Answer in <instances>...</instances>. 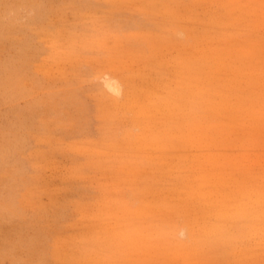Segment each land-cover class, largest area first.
Segmentation results:
<instances>
[{
    "label": "rangeland",
    "instance_id": "374dc122",
    "mask_svg": "<svg viewBox=\"0 0 264 264\" xmlns=\"http://www.w3.org/2000/svg\"><path fill=\"white\" fill-rule=\"evenodd\" d=\"M0 264H264V0H0Z\"/></svg>",
    "mask_w": 264,
    "mask_h": 264
},
{
    "label": "bare ground",
    "instance_id": "6f19581e",
    "mask_svg": "<svg viewBox=\"0 0 264 264\" xmlns=\"http://www.w3.org/2000/svg\"><path fill=\"white\" fill-rule=\"evenodd\" d=\"M182 2V1H181ZM141 3V2H140ZM184 23V22H183ZM215 25V24H214ZM163 27V26H162ZM148 30V29H147ZM111 32V31H110ZM142 35V34H141ZM202 35V34H201ZM200 35V36H201ZM174 36V35H173ZM192 36V35H191ZM147 38V37H146ZM145 40V39H144ZM153 40V39H152ZM147 43V42H146ZM168 43V42H167ZM117 47V46H116ZM123 48V47H122ZM126 49V48H125ZM130 51V50H129ZM152 52V51H151ZM107 53V52H106ZM189 54V53H188ZM86 58V57H85ZM193 58V57H192ZM116 60V59H115ZM186 62V61H185ZM197 62V61H196ZM179 68V67H178ZM120 69V68H119ZM90 71V70H89ZM114 71V70H113ZM179 73V72H178ZM108 75V74H107ZM105 76V75H104ZM108 77V76H107ZM111 77V76H110ZM113 77V76H112ZM115 77V76H114ZM205 77V76H204ZM102 79H104V78H102ZM111 79V78H110ZM111 81H112V79H111ZM125 81V80H124ZM192 82V81H191ZM180 83V82H179ZM118 85V84H117ZM166 85V84H165ZM169 85V84H168ZM105 86L107 87V89L108 90H110V91H116V88H115V86L113 85V84H111L110 82H105ZM121 87V86H120ZM192 88V87H191ZM203 88V87H202ZM121 89V88H120ZM123 89V88H122ZM198 89V88H197ZM121 91H123V90H121ZM120 91V92H121ZM193 91V90H192ZM248 92V91H247ZM256 93V92H255ZM104 94V93H103ZM120 95V94H119ZM163 98V97H162ZM164 99V98H163ZM158 100V99H157ZM248 100V99H247ZM188 103H189V101H187ZM190 104V103H189ZM204 104H205V102H204ZM197 106V105H196ZM211 106V105H210ZM247 106V105H246ZM126 108V107H125ZM118 110V109H117ZM195 110V109H194ZM215 110V109H214ZM182 111H184V110H182ZM147 112V111H146ZM217 112V111H216ZM169 113V112H168ZM179 113V112H178ZM177 114V113H176ZM174 116V115H173ZM181 116V115H180ZM257 116V115H256ZM175 117V116H174ZM173 117V118H174ZM183 117V116H182ZM192 117V116H191ZM180 118V117H179ZM189 118V117H188ZM181 119V118H180ZM166 120H167V117H166ZM172 120V119H171ZM174 120V119H173ZM183 120V119H182ZM168 121H169V119H168ZM176 121H177V118H176ZM181 121V120H180ZM258 121V120H257ZM186 123V122H185ZM190 123V122H189ZM143 124V123H142ZM251 126V125H250ZM171 127V126H170ZM241 127V126H240ZM145 130V129H144ZM143 130V131H144ZM220 130V129H219ZM147 132V131H146ZM194 132V131H193ZM143 133V132H142ZM145 133V132H144ZM169 133V132H168ZM147 134H148V132H147ZM142 136V135H141ZM144 136V135H143ZM137 138V137H136ZM149 138V137H148ZM116 139V138H115ZM135 139V138H134ZM151 139V138H150ZM132 142V141H131ZM136 142V141H135ZM138 142V141H137ZM140 142V141H139ZM145 142H146V140H145ZM127 143V142H126ZM133 143V142H132ZM74 144V143H73ZM146 144V143H145ZM135 145V144H134ZM138 145H140V144H138ZM142 145V144H141ZM73 146V145H72ZM136 146H137V144H136ZM136 146H134V147H136ZM151 147V146H150ZM74 148H75V146H74ZM137 148V147H136ZM137 150V149H136ZM82 152V151H81ZM83 152H85V151H83ZM159 152V151H158ZM160 152H162V151H160ZM87 154V153H86ZM161 154V153H160ZM163 155V154H162ZM190 155H192V154H190ZM164 156V155H163ZM166 157V156H165ZM89 158V157H88ZM189 158H191V156L189 157ZM166 159H168V158H166ZM186 159V158H185ZM155 160V159H154ZM159 160V159H158ZM160 161V160H159ZM155 162V161H154ZM158 162V161H157ZM188 163V162H187ZM157 164V163H156ZM160 164V163H159ZM159 166V165H158ZM213 174V173H212ZM166 178V177H165ZM230 182V181H229ZM67 191V190H66ZM220 209V208H219ZM234 210V209H233ZM216 212V211H215ZM222 212V211H221ZM220 212V213H221ZM223 215V214H222ZM221 217V216H220ZM252 226V225H251ZM186 233V232H185ZM182 235V234H181ZM254 239V238H253ZM251 240V239H250Z\"/></svg>",
    "mask_w": 264,
    "mask_h": 264
}]
</instances>
